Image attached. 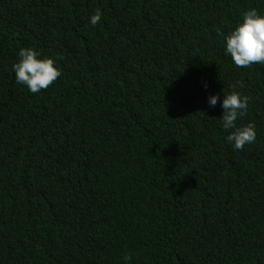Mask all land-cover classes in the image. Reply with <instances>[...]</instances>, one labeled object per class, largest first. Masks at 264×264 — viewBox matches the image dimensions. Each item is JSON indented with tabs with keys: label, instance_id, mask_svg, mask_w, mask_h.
Here are the masks:
<instances>
[{
	"label": "trees",
	"instance_id": "1",
	"mask_svg": "<svg viewBox=\"0 0 264 264\" xmlns=\"http://www.w3.org/2000/svg\"><path fill=\"white\" fill-rule=\"evenodd\" d=\"M252 7L0 0V264H264V65L221 36ZM21 46L61 68L39 93L15 83ZM233 90L256 129L236 151L207 104Z\"/></svg>",
	"mask_w": 264,
	"mask_h": 264
},
{
	"label": "clouds",
	"instance_id": "2",
	"mask_svg": "<svg viewBox=\"0 0 264 264\" xmlns=\"http://www.w3.org/2000/svg\"><path fill=\"white\" fill-rule=\"evenodd\" d=\"M102 18V11L96 9L88 17V23L96 26ZM224 53L230 56L232 63L238 68H247L252 64L264 65V11L252 7L240 14V19L230 31L221 34ZM17 59L12 64L15 83L27 88L30 93H39L52 85L61 76V68L57 58L44 55L40 50L28 46H21L17 52ZM207 87V84L204 85ZM232 89L242 87L239 82L230 86ZM223 92V91H222ZM220 101L222 113L218 118L219 126L225 131L224 137L234 151L242 149L256 139L255 123L237 124L247 111L250 97L237 90L207 96L210 108ZM130 257L125 256L127 262Z\"/></svg>",
	"mask_w": 264,
	"mask_h": 264
}]
</instances>
